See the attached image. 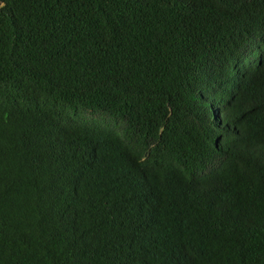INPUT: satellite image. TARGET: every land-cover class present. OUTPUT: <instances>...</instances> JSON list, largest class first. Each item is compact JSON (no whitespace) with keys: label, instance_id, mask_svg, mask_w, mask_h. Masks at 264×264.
I'll list each match as a JSON object with an SVG mask.
<instances>
[{"label":"trees","instance_id":"1","mask_svg":"<svg viewBox=\"0 0 264 264\" xmlns=\"http://www.w3.org/2000/svg\"><path fill=\"white\" fill-rule=\"evenodd\" d=\"M0 264H264V0H0Z\"/></svg>","mask_w":264,"mask_h":264},{"label":"clouds","instance_id":"2","mask_svg":"<svg viewBox=\"0 0 264 264\" xmlns=\"http://www.w3.org/2000/svg\"><path fill=\"white\" fill-rule=\"evenodd\" d=\"M213 91H215L214 89H212V90H208L207 88H202L201 90H200V92L199 93H197L196 95H200V94H203L204 96H205V100H207L208 101V106H210V108H211V111L209 112L208 110H207V108H206V106H204V105H201V103H202V101L203 100H199V99H196V101L198 102V105L199 106H201L203 109L201 110V111H199V113L200 112H203V113H205V116L207 115V117H208V119H206L205 117H203V118H205L207 121H209V120H215V118H216V116L214 115V107H213V105H214V97H213V94H212V92ZM210 93V94H209ZM204 99V98H203ZM210 102H211V104H210ZM196 103L194 102V104H193V108L195 109V107H194V105H195ZM197 105V104H196ZM211 113H212V116H211ZM195 115H197L198 117H199V115H198V112L195 110ZM201 116V115H200ZM201 118V117H200ZM199 118V119H200ZM213 122V121H212ZM205 124H207V123H205ZM201 125H203L204 126V123H202L201 122ZM122 127H126V126H122ZM122 127H120L118 130H120L121 131V129H122ZM205 127V126H204ZM118 130H115V131H113V134H114V136L116 137V139H117V141L119 140L118 139V137H117V131ZM123 137L125 138V135H123ZM120 142V141H119ZM120 143H122V142H120ZM125 143V141L123 142V144ZM126 144H124V146H125Z\"/></svg>","mask_w":264,"mask_h":264},{"label":"rangeland","instance_id":"3","mask_svg":"<svg viewBox=\"0 0 264 264\" xmlns=\"http://www.w3.org/2000/svg\"><path fill=\"white\" fill-rule=\"evenodd\" d=\"M195 103L197 104H195L194 105V107H195V110L198 112V115H199V117H200V115L201 116H203V117H205L206 119H208V117H207V115L205 116V113H203V112H200L199 113V111H201L203 108L201 107V106H199L198 105V102L197 101H195ZM210 104H211V102H210ZM84 114H87V111L88 110H86V109H80ZM200 120L202 121V119L200 118ZM210 122H211V120H209ZM203 123H205V122H203ZM204 126L205 127H210L209 125H208V123L207 124H204ZM116 136V135H115ZM117 137H118V141H120V142H124L125 141V138L123 137V132L122 131H120V130H118L117 131ZM123 147L125 148L126 147V145L124 146V144H123ZM124 152H127V151H124Z\"/></svg>","mask_w":264,"mask_h":264}]
</instances>
